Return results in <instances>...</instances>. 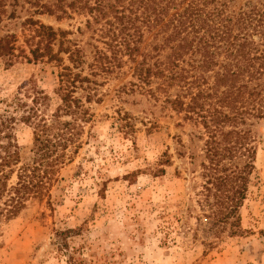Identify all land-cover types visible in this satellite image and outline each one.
Here are the masks:
<instances>
[{
  "label": "trees",
  "instance_id": "obj_1",
  "mask_svg": "<svg viewBox=\"0 0 264 264\" xmlns=\"http://www.w3.org/2000/svg\"><path fill=\"white\" fill-rule=\"evenodd\" d=\"M19 14L22 45L5 30L0 59L48 66L56 87L53 97L34 90L28 101L17 94L0 99V223L31 200L45 197L51 208L49 187L78 148L89 117L83 103L95 99L87 78H108L127 66L134 80L128 91L180 115L193 127L190 144L201 142L199 154H187L189 165L200 158L196 218L212 236L242 233L238 209L254 169L250 128L264 119V0L238 7L233 0H0V24ZM42 15L82 17L83 30L73 34L34 19ZM19 127L31 130L26 156L15 139ZM163 156L152 176L164 173ZM71 233L55 232L58 248Z\"/></svg>",
  "mask_w": 264,
  "mask_h": 264
},
{
  "label": "rangeland",
  "instance_id": "obj_2",
  "mask_svg": "<svg viewBox=\"0 0 264 264\" xmlns=\"http://www.w3.org/2000/svg\"><path fill=\"white\" fill-rule=\"evenodd\" d=\"M243 1L233 0L235 7ZM19 17L3 21L0 35L13 32L22 45ZM34 19L73 34L76 27L83 30L79 16ZM51 71L41 64L16 59L6 65L0 59V99L17 94L28 101L34 90L53 97ZM129 76L124 66L108 78H87L95 99L83 103L89 117L78 148L49 187L51 208L45 197L31 200L16 217L0 223V264H264V119L250 128L254 169L238 209L242 233L230 236L226 229L212 236L206 222L196 218L200 158L193 165L187 159V154H199L201 142L190 144L193 127L180 115L130 93L128 82L134 80ZM124 122L129 126L120 128ZM15 139L26 156L31 130L17 128ZM162 156L169 163L161 166L162 175L152 176ZM66 229L73 233L61 237L66 247L60 249L55 232Z\"/></svg>",
  "mask_w": 264,
  "mask_h": 264
}]
</instances>
